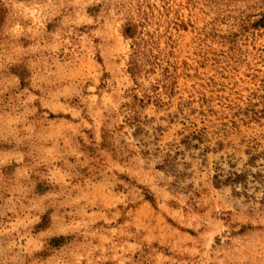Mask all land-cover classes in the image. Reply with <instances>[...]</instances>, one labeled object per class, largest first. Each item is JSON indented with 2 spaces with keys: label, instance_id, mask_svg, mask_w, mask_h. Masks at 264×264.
Segmentation results:
<instances>
[{
  "label": "rangeland",
  "instance_id": "rangeland-1",
  "mask_svg": "<svg viewBox=\"0 0 264 264\" xmlns=\"http://www.w3.org/2000/svg\"><path fill=\"white\" fill-rule=\"evenodd\" d=\"M0 264H264V0H0Z\"/></svg>",
  "mask_w": 264,
  "mask_h": 264
}]
</instances>
